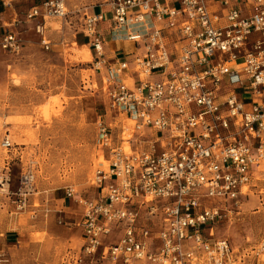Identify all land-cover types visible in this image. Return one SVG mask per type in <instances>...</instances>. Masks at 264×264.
<instances>
[{
  "label": "built area",
  "instance_id": "obj_1",
  "mask_svg": "<svg viewBox=\"0 0 264 264\" xmlns=\"http://www.w3.org/2000/svg\"><path fill=\"white\" fill-rule=\"evenodd\" d=\"M106 6V30L102 13L89 12L80 32L109 108L131 127L116 130L114 122L97 120L95 144L107 165L92 179L96 197L64 191L80 209L82 244L71 262L264 264V239L245 258L211 235L226 212L218 204L236 205L264 167V0H108ZM66 16L62 0H41L27 20L36 22L46 46L44 20ZM106 35L131 44V52L107 60ZM20 47L15 33L0 35L2 50L18 54ZM0 145L12 148L7 137ZM8 165L0 176L6 194ZM31 181L30 173L20 178L17 212L26 207Z\"/></svg>",
  "mask_w": 264,
  "mask_h": 264
},
{
  "label": "rangeland",
  "instance_id": "obj_2",
  "mask_svg": "<svg viewBox=\"0 0 264 264\" xmlns=\"http://www.w3.org/2000/svg\"><path fill=\"white\" fill-rule=\"evenodd\" d=\"M40 1L0 0V35L11 31L21 45L18 54L0 48V144L5 137L12 144L8 150L0 145V176L9 162L10 178L8 194L0 191V264H73L82 244L75 219L80 209L64 191L70 188L82 198L96 197L92 179L107 165L106 152L95 144L97 120L114 122L116 130L131 127L109 108L80 32L83 14L104 7L108 0H62L66 18L44 20L46 46L34 31L36 22L27 20L31 7ZM258 171L253 187L244 188L247 196L236 205L218 204L226 212L211 225L212 237L227 240L232 249L244 251L245 258L264 239V167ZM27 173L32 175L31 190L25 209L17 212L15 193ZM7 231L19 234L17 246L5 242Z\"/></svg>",
  "mask_w": 264,
  "mask_h": 264
},
{
  "label": "crops",
  "instance_id": "obj_3",
  "mask_svg": "<svg viewBox=\"0 0 264 264\" xmlns=\"http://www.w3.org/2000/svg\"><path fill=\"white\" fill-rule=\"evenodd\" d=\"M102 13L103 16V22L101 24L102 29L106 30V28L109 26V11L107 6L105 5L104 7L102 6H98V7H94L90 10V13ZM85 40V39H84ZM105 45L103 48V52L105 55V58L107 60H112L114 58H117L119 56L125 55V54H129L132 50V46L129 43L123 42V41H113L109 36H105ZM90 52V51H89ZM90 58L92 59V54L90 52ZM79 217H80V210H79V216L77 218H75L77 220V223H79ZM80 228V227H79ZM8 233H14L10 234L8 237ZM16 234V235H15ZM12 237V239H9ZM18 240H19V234H17L16 232L13 231H7L5 233V242H13L15 243V245H18Z\"/></svg>",
  "mask_w": 264,
  "mask_h": 264
},
{
  "label": "bare ground",
  "instance_id": "obj_4",
  "mask_svg": "<svg viewBox=\"0 0 264 264\" xmlns=\"http://www.w3.org/2000/svg\"><path fill=\"white\" fill-rule=\"evenodd\" d=\"M124 150H126V149H124Z\"/></svg>",
  "mask_w": 264,
  "mask_h": 264
}]
</instances>
